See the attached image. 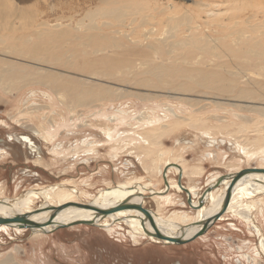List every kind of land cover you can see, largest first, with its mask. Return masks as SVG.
I'll use <instances>...</instances> for the list:
<instances>
[{"label":"rangeland","instance_id":"374dc122","mask_svg":"<svg viewBox=\"0 0 264 264\" xmlns=\"http://www.w3.org/2000/svg\"><path fill=\"white\" fill-rule=\"evenodd\" d=\"M10 1L18 8V12L20 8H30V11L16 20H0V36H24L29 28L34 27L30 23L37 25L47 20L51 22L50 25L62 21V27L65 28L70 23L68 19L74 16L72 24L77 27V22L88 11L100 7V0H94L90 5L85 4L84 0ZM200 1L159 0L158 3L164 5L160 6L155 0H150L144 4L146 10L143 13L147 15L155 6L170 9L174 5L176 15L187 12L192 16V10L195 16L204 15L195 6ZM201 2L220 9L219 23L228 25V33L237 29L245 32L250 26L264 20V0ZM132 5L134 8L137 6ZM106 7L108 2L103 5V8ZM124 11L122 20L127 23L135 15L131 10ZM170 15L171 12H167L166 18ZM252 16L256 18L251 19L250 24L243 22ZM149 19L151 22L154 20ZM233 19L236 20L230 24ZM106 20L105 17L96 19L97 22ZM112 21L118 24L117 20ZM164 32L156 27V37L163 36ZM204 32L209 40L197 42L199 48L205 46L208 50L233 51V44L230 43L235 37L229 36L221 42L217 40L221 37L218 34L211 30ZM263 35L264 31L248 33L250 38L256 39L253 43H264ZM184 37L183 32L176 30V40ZM259 46H243L233 57L237 60L248 59L253 64L264 66V61L258 57L259 53L264 52V44ZM188 51V48H184L178 49L176 53ZM248 51L251 52L249 56ZM0 59L40 69L43 74L82 77L92 84L99 83L115 90L113 101L102 100L91 106H80L74 105L67 93L60 92L59 95L50 87L33 82L21 84L17 77L0 82V200L21 201L29 192H36L35 188L59 184L83 190L85 196L81 197V201L85 203L92 202L99 192L108 187L124 186L133 181H139L157 191L164 190L163 172L167 165L163 166L168 162H177L188 170L184 175L185 183L183 179L182 183L199 187L200 197L213 174L223 175L234 173L237 169L264 167V113L243 108L258 107L264 110V99L242 102L234 96L216 95L207 89H201L198 93L178 94L177 87L180 84L194 86L193 81L178 77L175 87L172 79L164 82L160 89L143 86L140 78L146 79L150 85L157 82L151 76L138 77L139 69L132 70L125 80H120L122 73L119 71L112 72V79L89 78L2 52ZM225 60L228 61L227 58ZM168 63L167 60V64H164L168 66ZM216 63L212 62L211 65ZM128 69L124 68L125 71ZM195 69L201 70L202 75L206 74L203 65H191L176 59V73ZM242 71L244 78L238 88L256 92L261 85L251 83V69L243 68ZM209 83L216 88L221 87L218 82ZM127 91L132 96H124L123 93ZM193 103L196 105L193 106ZM162 115L168 117L161 118ZM23 136L32 138L37 148L31 145L29 148L24 147L20 139ZM211 137L225 142L218 144V147L212 146ZM81 145L87 148L84 147L77 156L76 150ZM239 145L248 148L250 156L245 157L242 151H238ZM56 148L57 154L52 153ZM169 178L176 180L177 173H168ZM169 195L170 201L161 200L160 203H155L153 197H147L143 207L152 212L157 211L154 213L164 218H170L173 213L176 216L179 212L195 215L194 209L187 203L185 192L179 194L172 190ZM182 202L184 206L180 205ZM44 203V199H35L33 205L41 208ZM251 214L264 235L263 212L251 210ZM231 223L238 230H232L229 227ZM121 226V229L115 226L110 234L101 227L86 225L61 228L46 234L0 228V264H264L262 237L232 213H226L225 219L218 221L208 234L181 246L172 244L166 247L163 243L156 244L141 237V245H136L130 239L129 227ZM143 247H147L145 251L140 250ZM155 252L165 254L168 259H156L152 255Z\"/></svg>","mask_w":264,"mask_h":264},{"label":"bare ground","instance_id":"6f19581e","mask_svg":"<svg viewBox=\"0 0 264 264\" xmlns=\"http://www.w3.org/2000/svg\"><path fill=\"white\" fill-rule=\"evenodd\" d=\"M93 1L94 0H84V3L90 5L93 4ZM201 1L197 2L195 6L202 10L204 15L195 16L193 15V10L190 11L192 12V16L187 12L176 15V6L172 5V7H169L170 9H168V7H161L160 9L158 8L159 6H155V8L153 7L148 13L150 14L152 12L149 16L143 12L146 10L144 8L146 5L144 4L150 2V0H100V7L98 6V9L95 11H88L85 17L77 22V27H74L72 24L75 18L74 16V18L68 19L70 23L67 24L65 28L62 27V21L54 25H50L51 22L49 20L42 22L38 21L39 23H37V25L30 23L34 27L29 28V32L24 36H0V52L37 64L60 67L71 73L75 72L83 77L89 78L106 77L112 79V72L119 71L122 73V78H120V80H125L131 75L132 70L139 69V73L137 74L138 77L151 76V78L157 82L156 84L150 85L146 83V79L140 78L141 85L156 89H160L163 83L168 82L170 79L174 80L172 85L175 87L176 77L181 80L194 82V86L183 83L180 84L177 87L179 91L178 94L198 93L201 89H207L216 95L234 96V98H239L242 102H253L257 99H264V66L253 64L248 59L237 60L233 57V54L239 53L243 46L250 44L249 48H253L256 46L260 47L259 44H264L260 41H255V43H253V40L256 39L248 36V33L255 34L264 31V20L250 26L245 32L237 29L228 33V25L219 23V18L221 17L220 9H214V7H210L206 5L205 2ZM107 2L108 7L103 8V5ZM158 2L159 0H155V3ZM132 4H137V6L134 8ZM158 5L162 6L163 4L158 3ZM17 9L18 8H15L10 0H0V20L5 21L10 18L16 20L19 16L23 14L27 15L30 11V8H20V12H18ZM147 9L149 10V8ZM124 10H131L136 17L134 16L129 22L125 23V21L122 20V17L125 15ZM70 11H72V9ZM167 12H171V15L166 18ZM162 15L164 16L162 17ZM101 17H105L108 20L97 22L96 19ZM149 18L154 20L161 18V20H153V22H151ZM253 18L256 17L252 16L250 19L243 22L249 23ZM112 20H117L118 24L113 23ZM234 20L236 19L230 20V24L234 22ZM156 27L165 31L163 36L156 37ZM142 29L145 31L142 32ZM176 30L183 32L185 36L184 39L176 40ZM204 30H211L221 36L217 38V40L220 39L221 42H224L229 36L235 37L234 41L230 43L233 44V51L222 49L208 50L205 46L199 48L197 42L209 40ZM226 33L228 35H226ZM184 48H188L189 51L187 53H176L178 49ZM214 48H216V46H214ZM250 53L251 52L248 51V56ZM258 57L264 61V52L259 53ZM226 58L228 61L225 60ZM176 59L183 60V62L191 65L201 64L204 66L206 74L202 75L201 70L198 69L176 73ZM167 60L169 62L168 66L165 65L167 64ZM212 62L217 63L212 66ZM125 67L129 68L128 71L124 70ZM209 67H213L212 70H208ZM243 68L251 69L253 75L251 83L256 84V86L261 85L258 90L255 89L256 92H249L238 88L240 81L244 78L242 76ZM12 77L19 78L21 84L33 82L40 86L50 87L59 95L60 92L67 93L74 105L91 106L98 101H113L115 98L113 96L115 93L114 89L105 87L99 83L92 84L93 82L90 83V81L82 77L76 78L69 75L59 76L50 73L43 74L40 69L36 70L28 65L0 59V82ZM209 82H218L221 87L216 88ZM224 84H226V86ZM123 95L132 96L128 91L123 93ZM186 102L190 103L189 101ZM192 105L195 106L196 103ZM243 108L260 112L261 114L264 113V110L258 107ZM163 117L167 118L168 116L162 115L161 118ZM17 139L19 140V138ZM20 139L24 147L29 148V145H31L33 148H37L34 146L32 138L23 136ZM209 139L212 146H217L225 142L224 140L219 142L218 140L220 139L215 137ZM231 140L230 142H232ZM84 147V145L78 147L76 150L77 156L80 155V151L83 150ZM238 147V151H242L245 157L250 156L248 154V148H243L240 145ZM57 150L56 148L51 152L57 154ZM85 150L89 152L88 149ZM171 164L179 163L168 162L163 168ZM179 165L183 170L184 176L188 170H186L183 165ZM247 169H264V167L237 170L242 171ZM174 171L178 176L179 170L175 168H170L168 173L171 174L174 173ZM161 172H163V169ZM232 173L233 172L230 174ZM220 176H222L221 173L213 174L209 178L208 186H212ZM177 180L178 178L176 180L172 178L168 179L170 188L165 195H157L158 193L161 194L165 188L164 190L157 191L156 189L148 188L147 185H143L139 181H133L124 186L108 187L107 190H102V192H99V195L90 203L82 202L81 197L83 195L85 196V193L78 188H72L71 185L59 184L52 187L35 188L34 190H36V192H29L27 197L21 201L0 200V216L10 219L19 217L23 218L26 222L48 221L50 216H54L48 225L40 229L30 230L42 233H49L59 226L74 221H94L95 224L93 227H102L108 234L115 230V226L121 229L123 228L121 225H126L129 227L130 239L136 245L141 243L140 237L147 238L153 243L172 245V243L168 241L158 240L153 236H146L144 227L141 225V220L145 217L139 211L122 210L109 216H98L93 210L70 206L73 204L82 206L93 205L103 209L115 208L120 205L123 200L135 195L137 191L140 195L153 197L155 203H160L161 200L170 201V191L176 190L179 194L185 192L183 188L178 185ZM229 183L230 181L227 180L206 195L204 206L199 209H194V216L179 212L176 213V216L173 213L170 218H164L159 215V213H154L157 211L152 212L156 228L167 236L175 237L180 230V225L197 224L209 218L219 211L224 198L223 192L226 190ZM183 187L190 191L193 199V207L198 206L199 200L204 193L199 197V187L186 184H184ZM262 196H264V175L259 176L257 174H250L240 180L235 187L226 213H232L235 217L240 218L251 226L250 229L253 227L255 232L262 237L261 247L264 254V235L260 227L256 225L254 216L251 214V210H259L263 212L264 217V197ZM35 199H44L45 203L41 208L33 205ZM145 199V197L140 198L137 196L134 198L133 202L143 205ZM180 205L184 206L185 203L182 202ZM64 206L68 207L62 212L54 214L53 208H61ZM225 214L222 215L218 221L224 220ZM145 227L149 232L154 234L155 230L149 221H146ZM229 227H231L232 230H238L233 223H231ZM0 228L2 230H8L9 228L16 229V231L26 230L8 225H0ZM199 230L200 227H194L185 233V238L192 237Z\"/></svg>","mask_w":264,"mask_h":264},{"label":"water","instance_id":"95a60500","mask_svg":"<svg viewBox=\"0 0 264 264\" xmlns=\"http://www.w3.org/2000/svg\"><path fill=\"white\" fill-rule=\"evenodd\" d=\"M170 168H175L179 170V175H178V185L180 187L183 188V190L185 191L186 195H187V203L190 207H192L193 209H199L202 206H204L205 204V196L208 195L209 193H211L213 190H215L216 188H218L222 183L226 182L227 180L230 181L229 185L227 186L226 190L223 192L224 194V198H223V202L220 206V209L218 212H216L215 214H213L212 216H210L209 218H206L205 220L198 222L197 224H191V225H180L179 227V232H177L178 234L175 237H171V236H167L165 234H163L161 231H159L156 226H155V221L154 218L152 216V211L150 209H147L145 207H143V205L141 203H134L133 200L134 198H136L137 196H139L140 198L145 197L147 198V196H143L140 195V193L137 191L135 195L130 196V198L123 200L120 205H118L115 208H110V209H103V208H99L93 205H87V206H82V205H73L71 204L70 207H78V208H82V209H86V210H93V212H95L98 216H109L111 214H114L118 211H122V210H136L139 211L140 213L143 214V216L145 217L143 220H141V225L142 227H144V231L146 236H153L158 240H162V241H168L170 243H172L173 245H177V246H181V245H186L188 243H191L193 241H195L197 238L202 237L203 235H205L214 225L215 223L218 221V219H220V217L222 215H224L227 212L228 206L230 204V201L232 199V194L233 191L235 189V187L238 185L239 181L242 180L244 177L250 175V174H257L259 176H263L264 175V169H247V170H242V171H238L235 173H228V174H224L222 176H220L214 183L212 186H208L203 194V196L200 198L199 200V205L196 207H193V199L191 196V193L188 189H185L182 185V176H183V170L181 168V166L179 164H171L169 166H167L164 169L163 172V180H164V184H165V190L160 194L158 193L157 195H165L168 191H169V181H168V171ZM156 193V192H155ZM68 206H64L61 208H53L52 210L55 212L54 214H56L57 212H62L63 210H65ZM54 216H50L48 221H42V222H26L23 218H15V219H10V218H4L2 216H0V225H8L11 227H17L20 229H26V230H36V229H40L46 225H48L50 223V221H52V218ZM146 221H149L150 224L153 226L154 228V234L149 232L146 227H145V223ZM95 224L94 221H74V222H70L66 225H62L57 227L56 229H54L53 231H57L61 228H68L71 226H77V225H86V226H93ZM194 227H200V230L193 235L190 238H185V233L191 229H193ZM51 231V232H53ZM49 232V233H51ZM46 233V232H44Z\"/></svg>","mask_w":264,"mask_h":264},{"label":"flooded vegetation","instance_id":"af4514ba","mask_svg":"<svg viewBox=\"0 0 264 264\" xmlns=\"http://www.w3.org/2000/svg\"><path fill=\"white\" fill-rule=\"evenodd\" d=\"M38 152H40V150L38 151ZM40 154H41V152H40ZM93 227V226H92ZM102 228V227H101ZM9 229H12V228H9ZM13 230H16V229H13ZM24 231H26V230H24ZM152 242V241H151ZM157 244V243H156ZM138 245H141V243L140 244H138ZM169 245V244H168ZM166 246V245H165ZM166 247H170V246H166ZM146 248L147 247H143L142 249H140V250H142V251H145L146 250ZM152 255H154L155 256V258L157 259L158 257H159V260L160 261H166L167 259H168V257L167 256H165V254H158V253H152ZM175 264H182V263H179V262H177V263H175Z\"/></svg>","mask_w":264,"mask_h":264},{"label":"crops","instance_id":"0c3cea01","mask_svg":"<svg viewBox=\"0 0 264 264\" xmlns=\"http://www.w3.org/2000/svg\"><path fill=\"white\" fill-rule=\"evenodd\" d=\"M184 178H185V177H184V176H182L183 182H184ZM184 183H185V182H184Z\"/></svg>","mask_w":264,"mask_h":264}]
</instances>
